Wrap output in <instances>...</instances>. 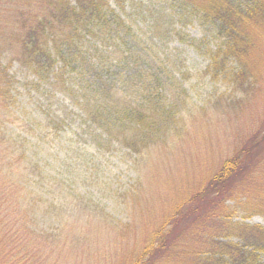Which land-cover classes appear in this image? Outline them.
<instances>
[{
    "label": "trees",
    "instance_id": "1",
    "mask_svg": "<svg viewBox=\"0 0 264 264\" xmlns=\"http://www.w3.org/2000/svg\"><path fill=\"white\" fill-rule=\"evenodd\" d=\"M178 39L205 46L211 81L249 94L264 69V0H0V264L50 249L32 213L44 202L55 217L69 209L80 162L97 148L140 156L184 127L185 71L163 52ZM22 87L59 92L63 109L26 101ZM255 129L131 264H264V226L244 220L264 219V122ZM43 185L49 201L31 196Z\"/></svg>",
    "mask_w": 264,
    "mask_h": 264
},
{
    "label": "rangeland",
    "instance_id": "2",
    "mask_svg": "<svg viewBox=\"0 0 264 264\" xmlns=\"http://www.w3.org/2000/svg\"><path fill=\"white\" fill-rule=\"evenodd\" d=\"M132 10L130 7L127 12L132 14ZM133 17H141L136 8ZM187 32L200 37L202 30L190 26ZM180 36L189 43L188 37ZM188 43L170 40L163 51L170 57V63L185 71L183 76L180 71L187 90L184 127L173 133L166 145L150 148L140 156L116 146L109 152H104V147L97 148L94 157L82 160L75 184L81 196L73 194L75 202L70 203L69 209L55 217L43 201L41 212L50 216L32 213L37 216L34 219L37 229L48 234L42 238L49 240L50 249L26 264H131L136 252L148 241L150 231L161 226L178 204L200 188L223 160L264 122V69L256 76L249 94L235 95L232 87L222 81H211L205 72V46L195 43L194 50ZM24 75L20 72L22 81ZM22 89L26 101H50L54 107L63 109L65 99L57 91L55 95L49 89L30 94ZM86 164L89 166L84 172ZM5 167L9 169L8 165ZM34 193L31 195L34 199L50 200L45 185L35 188ZM22 194H26L24 189ZM81 209H86L91 217L82 216ZM244 220L264 226V219L258 214ZM95 225L102 227L97 234L92 232ZM84 227H89L90 232L73 235L74 230ZM32 237L34 240L35 236Z\"/></svg>",
    "mask_w": 264,
    "mask_h": 264
}]
</instances>
